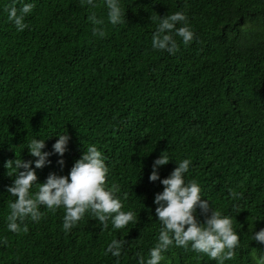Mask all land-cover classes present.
<instances>
[{
  "label": "trees",
  "instance_id": "trees-1",
  "mask_svg": "<svg viewBox=\"0 0 264 264\" xmlns=\"http://www.w3.org/2000/svg\"><path fill=\"white\" fill-rule=\"evenodd\" d=\"M35 4L18 31L0 0V264H139L156 245L160 224L150 182L153 162L168 151L173 161L161 179L189 159L186 180L202 199L234 218L241 247L226 264H251L264 244L251 233L264 229V0H121L124 22H108L104 0L90 8L82 0H15ZM96 14L104 24L93 25ZM183 12L195 33L185 45L175 37L174 54L152 48L154 19ZM178 27L182 25H177ZM102 27L105 35H93ZM70 136L63 157L35 169L38 183L50 174L69 175L95 145L109 168L107 184L119 185L124 211L136 221L105 228L90 212L63 230V208L41 206L39 222L25 219L7 228V193L13 177L6 161L29 155L27 141ZM63 160L61 165L58 161ZM35 168V164L32 165ZM23 169H21L22 171ZM38 188H33V193ZM201 223L205 216L197 209ZM125 240L119 258L105 254L112 240ZM161 264H217L203 253L172 246Z\"/></svg>",
  "mask_w": 264,
  "mask_h": 264
},
{
  "label": "clouds",
  "instance_id": "clouds-1",
  "mask_svg": "<svg viewBox=\"0 0 264 264\" xmlns=\"http://www.w3.org/2000/svg\"><path fill=\"white\" fill-rule=\"evenodd\" d=\"M90 8H96V0H82ZM108 10V22L120 25L124 22L126 13L121 0H104ZM35 4L24 2L22 7H17L15 0L4 11L7 12L8 21L12 22L18 31H24L28 25L25 19L32 13ZM93 25H103L104 21L98 19L96 14L89 17ZM157 24L152 37V48L174 55L178 50L175 37L182 42L190 44L195 36L188 18L183 12L156 17L153 21ZM177 25H182L178 27ZM93 35L103 37L105 32L102 27L93 29ZM58 136L57 142L52 146V152L43 151L46 140L33 138L27 141L29 155L34 160L25 161L22 158L6 161L7 175L13 177V183L7 187V193L15 197L10 203V214L7 217V228L13 233L21 230L27 232V225L21 228L25 219L39 222L42 218L41 206L50 211L63 208V230L70 232L77 223L90 212L105 228L108 222L114 229H124L136 221V214L129 210L124 211L122 200L119 198V185L107 184L109 168L106 165L103 153L95 145H90L72 167L69 175L59 176L50 174L44 183H38L35 169H41L50 163L48 159L52 154L63 157L68 150L70 136L65 132ZM164 151L153 162L150 182L160 181L163 191L154 197L156 216L160 224L158 242L149 250L148 258L139 256V264H161L170 247L191 249L196 253H203L217 264H226L235 258L236 250L241 247L239 233L233 225L234 218L225 215L220 210H215L209 200L202 199L201 186L194 180H186L191 161L182 159L175 161L177 167L164 179H161L159 169L173 161ZM63 165L64 161H58ZM33 163L35 168L32 167ZM21 169H23L21 171ZM38 191L33 193V188ZM205 216V221L200 222L197 215ZM251 241L264 244V229L253 234ZM125 240H112L105 254L119 258L122 255ZM264 253V251H260ZM251 264H264V254L253 252Z\"/></svg>",
  "mask_w": 264,
  "mask_h": 264
}]
</instances>
